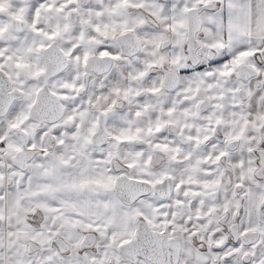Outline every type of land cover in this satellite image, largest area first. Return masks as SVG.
Masks as SVG:
<instances>
[{
    "label": "snow or ice",
    "instance_id": "6c2138e0",
    "mask_svg": "<svg viewBox=\"0 0 264 264\" xmlns=\"http://www.w3.org/2000/svg\"><path fill=\"white\" fill-rule=\"evenodd\" d=\"M0 264H264V0H0Z\"/></svg>",
    "mask_w": 264,
    "mask_h": 264
}]
</instances>
